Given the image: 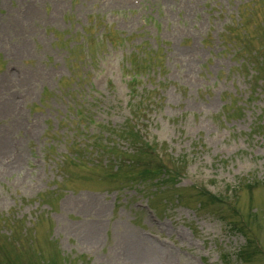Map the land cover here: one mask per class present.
I'll use <instances>...</instances> for the list:
<instances>
[{"label":"rangeland","instance_id":"obj_1","mask_svg":"<svg viewBox=\"0 0 264 264\" xmlns=\"http://www.w3.org/2000/svg\"><path fill=\"white\" fill-rule=\"evenodd\" d=\"M2 138L0 264H264V0H0Z\"/></svg>","mask_w":264,"mask_h":264},{"label":"bare ground","instance_id":"obj_2","mask_svg":"<svg viewBox=\"0 0 264 264\" xmlns=\"http://www.w3.org/2000/svg\"><path fill=\"white\" fill-rule=\"evenodd\" d=\"M11 82L14 83L13 81H11ZM17 118H20V117H17ZM6 145H7V143H6L5 139L2 138V139L0 140V150L4 149ZM99 209H100V206H99ZM128 240H129V243H130L131 245H133V246H140V244H142L140 240H143V241H150V240H146V239H144L143 237H141V236H139V235H138V237L135 235L134 238H133V237H129ZM139 242H140V243H139ZM137 243H138V245H137ZM149 244H150V243H149ZM153 246H154V250H155L156 248H158L157 245H153ZM137 248H138V250L140 249V247H137ZM142 250H143V253L148 252L147 247H142ZM142 250H141V251H142ZM151 250H152V249H151ZM151 250H150V251H151ZM152 254H153V253H152Z\"/></svg>","mask_w":264,"mask_h":264},{"label":"trees","instance_id":"obj_3","mask_svg":"<svg viewBox=\"0 0 264 264\" xmlns=\"http://www.w3.org/2000/svg\"><path fill=\"white\" fill-rule=\"evenodd\" d=\"M161 170H163L162 168H160ZM160 172H162V171H160Z\"/></svg>","mask_w":264,"mask_h":264}]
</instances>
